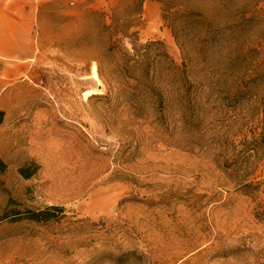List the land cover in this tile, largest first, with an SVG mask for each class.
Returning <instances> with one entry per match:
<instances>
[{"label":"rangeland","instance_id":"rangeland-1","mask_svg":"<svg viewBox=\"0 0 264 264\" xmlns=\"http://www.w3.org/2000/svg\"><path fill=\"white\" fill-rule=\"evenodd\" d=\"M32 6L0 264H264V0Z\"/></svg>","mask_w":264,"mask_h":264},{"label":"crops","instance_id":"crops-1","mask_svg":"<svg viewBox=\"0 0 264 264\" xmlns=\"http://www.w3.org/2000/svg\"><path fill=\"white\" fill-rule=\"evenodd\" d=\"M22 0H0V96L7 94L10 82L30 73L36 59L33 40L34 8H25ZM6 89V90H5ZM2 102V101H1Z\"/></svg>","mask_w":264,"mask_h":264},{"label":"trees","instance_id":"trees-1","mask_svg":"<svg viewBox=\"0 0 264 264\" xmlns=\"http://www.w3.org/2000/svg\"><path fill=\"white\" fill-rule=\"evenodd\" d=\"M3 118H4V114H3L2 111H0V125H1L2 122H3ZM4 169H5V166H4L3 163L0 161V172H3ZM19 173H20L23 177H25V178H28V177H29V175H27V174L25 173V169L20 170ZM60 210H61V209H59V208H57V207H51V208L48 209V211H50V212H60ZM48 218H49V217H48ZM48 218H46V221L49 220Z\"/></svg>","mask_w":264,"mask_h":264},{"label":"bare ground","instance_id":"bare-ground-1","mask_svg":"<svg viewBox=\"0 0 264 264\" xmlns=\"http://www.w3.org/2000/svg\"><path fill=\"white\" fill-rule=\"evenodd\" d=\"M151 8L150 6H145V12L147 15H150ZM92 78L98 81L97 73L94 68H92Z\"/></svg>","mask_w":264,"mask_h":264}]
</instances>
